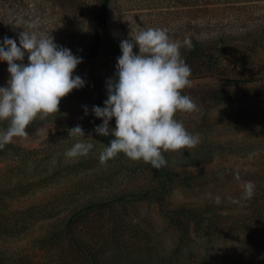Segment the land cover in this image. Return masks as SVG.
I'll return each mask as SVG.
<instances>
[{"label": "rangeland", "instance_id": "obj_1", "mask_svg": "<svg viewBox=\"0 0 264 264\" xmlns=\"http://www.w3.org/2000/svg\"><path fill=\"white\" fill-rule=\"evenodd\" d=\"M33 22L82 58L73 76L85 86L0 148V264H264V93L230 98L228 80L264 84V0H0V46H20ZM148 28L181 45L192 73L182 94L199 111L176 119L199 143L164 152L160 169L123 153L102 164L115 137L95 132L103 121L92 108L104 107L121 41ZM197 43L205 64L195 72ZM9 79L0 61V87ZM77 125L84 137L69 136ZM8 126L0 121V132ZM77 142L93 148L66 157Z\"/></svg>", "mask_w": 264, "mask_h": 264}, {"label": "clouds", "instance_id": "obj_2", "mask_svg": "<svg viewBox=\"0 0 264 264\" xmlns=\"http://www.w3.org/2000/svg\"><path fill=\"white\" fill-rule=\"evenodd\" d=\"M31 31L19 33V45L5 38L0 46V61L8 64L10 79L0 87V121L9 126L0 132V148L15 137H27L26 129L37 118L59 114L61 100L75 89L85 86L79 76H73L82 58L70 49L59 46L54 38L37 31V23L29 24ZM188 46L191 41L185 39ZM138 45L139 54L133 48ZM180 43L172 41L165 30H141L132 40H122V55L117 58L116 71L106 81L107 99L104 107L93 106L92 113L103 123L95 128L98 135H113L110 146L100 154L103 164L117 154L150 164L155 169L167 166L164 152H178L198 145L199 134L189 133L176 119L178 112L199 111L184 89L191 86V68L181 59ZM28 54L29 64L23 61ZM85 107V114H87ZM115 118V129L110 121ZM69 136L84 137L77 125L68 130ZM91 143L77 142L66 151L68 158L87 156ZM237 179L239 176L237 175ZM255 184L244 185V198L251 199ZM219 203V197L216 198Z\"/></svg>", "mask_w": 264, "mask_h": 264}, {"label": "trees", "instance_id": "obj_3", "mask_svg": "<svg viewBox=\"0 0 264 264\" xmlns=\"http://www.w3.org/2000/svg\"><path fill=\"white\" fill-rule=\"evenodd\" d=\"M208 1V0H207ZM212 2H217L219 0H209ZM227 1V0H226ZM105 4L107 5L108 0H104ZM100 27L104 28L103 21L100 22ZM202 44L197 43L194 47L189 49V56L190 58H196V60H193L192 67H194L193 71H199L200 66L205 64V61L202 57L203 51H202ZM222 50V49H221ZM193 69V68H192ZM230 82L231 87H235L233 90L236 93H231L229 97L231 98H244L246 96L250 95H258L264 93V84H250L249 79H228ZM236 90V91H235ZM183 216L188 217L190 220H192L195 224L199 225L202 215H196L193 213H188L186 211H182Z\"/></svg>", "mask_w": 264, "mask_h": 264}]
</instances>
